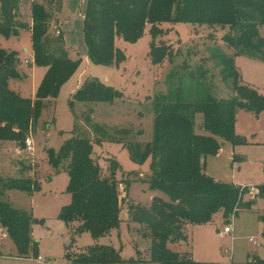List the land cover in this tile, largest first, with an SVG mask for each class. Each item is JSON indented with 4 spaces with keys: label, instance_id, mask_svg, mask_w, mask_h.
Segmentation results:
<instances>
[{
    "label": "trees",
    "instance_id": "obj_1",
    "mask_svg": "<svg viewBox=\"0 0 264 264\" xmlns=\"http://www.w3.org/2000/svg\"><path fill=\"white\" fill-rule=\"evenodd\" d=\"M19 4L20 0H0V34L16 36L20 30L28 29L34 65L46 69L35 97L22 98L7 86L9 79L19 78L17 54L0 49V141L22 145L25 133L35 127L43 109L53 107V100L75 73L80 59H71L63 33L56 26V30H51L53 25L58 26L62 0H45L42 4L32 0L29 26L19 19ZM163 23L227 28L222 40L233 56L223 58V62L226 78L232 79L234 94L217 99L209 92L196 91L199 95L202 92V98L189 101L171 92L154 99L152 140L144 144L123 143L133 162L142 164L150 160V189L164 192L168 197L167 201L154 197L149 206L128 205L126 222L130 231L148 244L147 258L137 244L136 257L130 259H122L114 249L94 244L85 253L72 257L67 254L71 264H201L171 246L188 243L187 227L209 224L218 212L236 215L239 208L236 204L241 202L244 208H250L254 202L242 203L246 189L218 182L207 175L205 159L216 156L223 142L233 146L243 143L234 131L236 110L253 114L264 110V96L241 84L233 60L236 56H247L264 61V38L259 33V28L264 26V0H87L83 18L87 57L95 65L118 67L126 57L116 46L117 40L133 44L147 26L154 39ZM149 46L153 64H161L173 56L171 49L157 46L154 41ZM183 89L181 84L182 92ZM119 98L118 91L90 79L74 92L69 105L72 108L76 102L112 103ZM92 114L93 109L88 108L83 115L85 122H90ZM196 114L202 115L200 134L194 131ZM95 130L102 132L96 144L103 139L114 140L101 128L95 127ZM93 144L89 139L73 136L62 143L56 155L51 150L48 153L55 167L66 166L69 179L66 191L70 203L61 209L58 219L66 225L77 224L72 237L88 232L96 242L118 226L122 199L115 177L120 170L118 162L108 159L109 175L102 177L93 157ZM8 190L32 193L38 189L25 179L0 180V227L19 255L27 256L37 245L31 238V226L38 221L3 200ZM256 190V197L264 198V184ZM259 220L264 238V215ZM246 264H264V258Z\"/></svg>",
    "mask_w": 264,
    "mask_h": 264
},
{
    "label": "rangeland",
    "instance_id": "obj_2",
    "mask_svg": "<svg viewBox=\"0 0 264 264\" xmlns=\"http://www.w3.org/2000/svg\"><path fill=\"white\" fill-rule=\"evenodd\" d=\"M44 1L34 0L41 4ZM31 5L32 0H20L19 19L27 26L31 21ZM55 26L59 30L55 24L51 27L52 31L56 30ZM159 27V33L154 39L147 26L142 37L133 44L117 40L116 46L126 57L118 67L87 63L80 55L78 71L60 88L57 98L53 100V107L46 106L43 109L35 127L25 133L22 145L0 141V180L25 179L38 189L32 193L18 190L4 193L3 200L12 208L28 213L38 221L31 226V238L37 245L35 251L31 250L27 256H21L0 227V264H38L30 259L37 256L44 258L48 264H71L66 258L67 254L72 257L85 253L94 244L114 249L122 259L135 258L134 247L137 244L144 258H147L145 250L148 244L136 237L126 222L128 205L149 206L154 197L164 201L168 197L164 192L150 189V160L142 164L133 162L123 143L144 144L152 140V104L158 96H168L175 92V95L193 101L201 99L202 92H209L217 99L234 94L232 79L226 78L223 62V58L233 56V51L222 40L227 28L185 23H163ZM27 30H20L16 36L5 37L0 34V49L8 53L15 52L18 58L16 71L19 78L9 79L8 88L22 98L33 99L40 79L39 72L31 74L34 71L33 64H24L27 55L32 53L31 37ZM259 33L264 38V26L260 27ZM151 41L157 46L171 49V59L161 64L151 63L148 54ZM233 60L241 77L240 82L263 96L264 61L247 56H236ZM43 70L41 67L37 71ZM80 74L83 82L97 79L118 91L121 98L112 103L76 102L71 108L69 102L74 91L70 93V88ZM196 91L202 92L199 95ZM88 108L93 109L89 123L83 117ZM201 123L202 115L196 114L194 131L197 134L201 133ZM95 127L106 131L105 135L113 136L114 140L103 139L100 144H96L95 141L102 138V132L96 131ZM234 131L243 143L233 147L230 143L219 141L220 153L206 158L205 172L218 182L246 189L242 200V203H246L249 201L248 191L264 184V110L258 114L236 110ZM73 136L94 143L93 157L101 169L102 177L109 175L108 159H114L120 166L115 177L119 182L118 190L122 199L121 221L96 242L88 232L72 237L71 228L74 229L77 224L73 222L68 226L58 219L61 209L70 203V195L66 191L69 179L66 166L62 165L64 169L55 167L48 151L56 155L62 143ZM28 138L32 141L31 151L25 145ZM234 155L237 156L235 162ZM252 201L250 208H244L241 202L236 204L239 208L233 219V240L231 235L220 237L217 234L223 230L225 221L230 217L222 212L214 215L213 225L188 227V245H184H187L196 262L246 264L253 263V259L264 258V238L261 236L259 220V216L264 215V198L256 197ZM249 239H252L251 242ZM253 240L259 242L260 246L253 245Z\"/></svg>",
    "mask_w": 264,
    "mask_h": 264
},
{
    "label": "crops",
    "instance_id": "obj_3",
    "mask_svg": "<svg viewBox=\"0 0 264 264\" xmlns=\"http://www.w3.org/2000/svg\"><path fill=\"white\" fill-rule=\"evenodd\" d=\"M86 1L87 0H62V5H63L62 12L57 15V22H58L59 30L63 33V38L65 41V46L69 52V57L71 59H74V58L76 59L81 55L85 58V61L88 63L90 61L87 57V48H86V45L84 42V35H83V18H84V13L86 10ZM77 11H79V13H77ZM30 25H31V21H30ZM27 31L30 33L29 30H27ZM259 32H260V28H259ZM32 64L34 66V71L32 70L31 74H34V72H35V74H36V72H39V79H40L39 81H41L46 69L44 68L43 71H37L41 67L35 66L34 63H32ZM77 71L78 70H76V72ZM76 72L71 76V78H73V76L76 74ZM81 76H82V74H80L79 76L76 77L72 87L70 88V93L73 91L75 92L83 84L82 83L83 80H82ZM70 79L62 87H64L70 81ZM241 84H242V82H241ZM219 153H220V151H219ZM235 157H237V156L234 155L233 162H235V160H236ZM206 162L207 161L205 159V167H206ZM206 174L208 175L207 172H206ZM213 224H214V218H213V221L211 223L205 224V225H200V226L213 225ZM69 225H71V224H69ZM194 227H198V226H194ZM189 228H191V226ZM187 229H188V227H187ZM261 229H262V226H261ZM72 230H73V228H71V232H72ZM187 245H188V243H187ZM187 245H184V244L172 245L171 248L174 251L182 253V254L188 253L191 256V258L194 260L193 254L190 253ZM248 257L250 258V256H248ZM32 258H34V259H32ZM30 259L36 261L35 257H31ZM37 263L41 264L39 262H37Z\"/></svg>",
    "mask_w": 264,
    "mask_h": 264
},
{
    "label": "built area",
    "instance_id": "obj_4",
    "mask_svg": "<svg viewBox=\"0 0 264 264\" xmlns=\"http://www.w3.org/2000/svg\"><path fill=\"white\" fill-rule=\"evenodd\" d=\"M32 63H34V56H33V53H29L27 55V59L24 60V64L25 65H29V64H32ZM263 96H264V91H263ZM25 145L27 147V150H30V151L33 150L32 141L29 138L26 139ZM256 195H257V190L256 189L249 190L248 191V199H249V201L255 199ZM229 216L230 217H229L227 223L225 224V227L223 228L222 231H218L217 234L220 237H225V236H230L231 235V239H233L232 238L233 237L232 234L234 232L233 219H234L235 215H234V213H231ZM251 240L252 239H249V242H251ZM252 243L255 246H260V243L254 241V240H253ZM32 259H34V258H32ZM35 260L37 262L41 263V264H48V262L45 259H43L42 257H40V256L35 257Z\"/></svg>",
    "mask_w": 264,
    "mask_h": 264
}]
</instances>
